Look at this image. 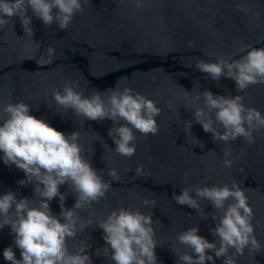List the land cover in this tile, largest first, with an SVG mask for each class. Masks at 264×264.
Returning <instances> with one entry per match:
<instances>
[{
    "label": "water",
    "instance_id": "water-1",
    "mask_svg": "<svg viewBox=\"0 0 264 264\" xmlns=\"http://www.w3.org/2000/svg\"><path fill=\"white\" fill-rule=\"evenodd\" d=\"M32 27L34 35L26 34L14 16L0 29V104L23 100L32 106L33 115L57 129L80 133L84 155L111 182L104 198L91 208L77 210L80 216L97 223L122 206L147 212L150 209L142 201L154 197L156 204L151 210L159 243L158 264H176L173 251H187L176 239L179 232L199 223L200 235L210 241L216 237L209 231L215 226L214 219H202L195 209L177 204L173 192L179 194L184 186L237 181L255 213V235L264 244V131L256 134L254 143L238 138L225 145L195 122L194 109L185 107L186 97L211 90L225 96L241 94L246 105L264 113V84L250 85L240 93L233 79L222 76L213 80L196 68L200 59H238L245 46L264 47V0H146L139 9L132 0H87L67 29L55 23L45 25L34 15ZM190 42L194 47H189ZM48 46L55 48L53 62L39 63ZM70 81L78 82V90L85 95L108 89L102 93L106 98L116 85L149 96L161 109L158 133L137 132V148L131 157L115 153L108 135L113 121L87 120L54 101L52 90ZM185 121L193 122L190 131H186ZM225 147L232 150L234 164L230 168L223 164ZM141 164L143 172L137 173ZM110 168L117 169L118 180L108 175ZM21 178L22 170L0 161V193L13 190L18 197L33 198L34 185L18 184ZM60 190L68 192L65 206L73 207L76 194L70 186L65 183ZM201 205L203 212L219 216L209 201L202 200ZM50 207L60 213L59 197ZM81 239L91 245L86 251L93 264H113L110 256L103 255L106 242L101 228L90 225L69 238V249L77 250ZM13 242L10 227L5 226L0 230V264H10L3 250ZM14 250L21 258L20 249ZM215 264H223V258ZM238 264H264V249L246 248Z\"/></svg>",
    "mask_w": 264,
    "mask_h": 264
},
{
    "label": "clouds",
    "instance_id": "clouds-1",
    "mask_svg": "<svg viewBox=\"0 0 264 264\" xmlns=\"http://www.w3.org/2000/svg\"><path fill=\"white\" fill-rule=\"evenodd\" d=\"M86 2L0 0V29L15 16L25 33L34 35L33 15L45 25L55 23L60 29H67ZM132 3L139 9L146 0H132ZM189 47L194 44L190 42ZM245 48L237 55L238 59L223 56L213 61L200 59L196 68L213 80L222 76L233 79L236 88L243 93L250 85L264 84V47ZM45 54L41 55L39 63H52L55 48L48 46ZM78 89L79 83L70 81L62 88L53 89L52 97L57 105L71 108L87 120L107 118L113 121L108 135L115 144L111 147L115 153L131 157L137 148V132L143 135L158 133L157 117L161 109L149 96L131 87L121 90L116 85L106 98L102 93L108 89H97L90 95ZM186 101L185 107L194 109L195 122L205 132L212 133L214 140L225 145L238 138L254 143L256 134L264 131V113L246 105L241 94L225 96L205 90L186 97ZM31 109L32 106L23 100L0 104V161L23 171L24 178L18 180V184L34 185L33 198L18 197L13 190L0 193V230L9 226L14 236L13 244L3 250L4 259L10 264H93L86 251L91 245L86 240L81 239L75 251L69 249L67 242L88 226L96 225L103 230L106 242L103 255L110 256L113 264H158L156 248L159 243L151 210L155 207V198L143 199V206L150 209L147 212L140 207L122 206L112 209L97 223L80 216L77 210L91 208L94 202L104 198L111 182L105 180L102 171L93 167L84 155L78 131L59 130L47 120L33 115ZM183 123L186 131H190L193 122ZM223 156L224 166L230 168L234 164L230 147L224 148ZM136 172H143L142 164L137 166ZM108 175L114 180L119 179L116 168H110ZM65 183L76 194L71 208L65 206L68 192L60 190ZM56 197H59L61 207L59 214L50 207ZM172 198L177 204L195 209L202 219L211 216L215 226L209 231L216 237L210 241L200 235L199 223L179 232L176 239L187 251L177 253L172 250L177 256L176 264H207L209 261L215 264L218 258H223V264H238L239 256L246 248L264 249V244L255 235V213L239 182L184 186L179 194L173 192ZM202 200L209 201L219 216L203 212ZM15 248L20 249L19 259ZM96 254L100 255L101 250L97 249Z\"/></svg>",
    "mask_w": 264,
    "mask_h": 264
}]
</instances>
